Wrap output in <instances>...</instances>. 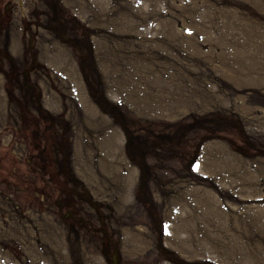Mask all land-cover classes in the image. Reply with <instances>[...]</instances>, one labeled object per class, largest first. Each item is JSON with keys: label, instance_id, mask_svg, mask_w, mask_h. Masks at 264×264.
Returning <instances> with one entry per match:
<instances>
[{"label": "rangeland", "instance_id": "rangeland-1", "mask_svg": "<svg viewBox=\"0 0 264 264\" xmlns=\"http://www.w3.org/2000/svg\"><path fill=\"white\" fill-rule=\"evenodd\" d=\"M43 240L264 264V0H0V264Z\"/></svg>", "mask_w": 264, "mask_h": 264}, {"label": "bare ground", "instance_id": "bare-ground-1", "mask_svg": "<svg viewBox=\"0 0 264 264\" xmlns=\"http://www.w3.org/2000/svg\"><path fill=\"white\" fill-rule=\"evenodd\" d=\"M131 14L133 15V16H131V19L127 17L122 22H123V24L128 25L132 29L133 27L141 25V22L144 20V18L140 15V13L132 12ZM139 19L142 20V21L139 22L138 21ZM236 59H237L236 56H233V55L230 56L229 55L230 62H227L226 65L229 66V68H230V75L232 76V78L240 79L242 77V75H243L242 70L240 68L234 69L236 66L231 64L232 62H235ZM248 73L249 74L250 73H257L258 74V71L255 68V70H253V71H251V69H250L248 71ZM160 89H163V88H160ZM71 115H75V113L72 112ZM81 124H83V121H81ZM112 145H114V147H115V142H113ZM9 232L10 231L3 230L2 234L3 235L5 233L9 234ZM22 238L24 239L25 237L23 236ZM144 239L141 240V241L143 242ZM173 242L176 243V245H177L176 249L177 250H180L183 253H187L185 247L182 246L181 241H178V240L174 239ZM34 253L35 254L33 256H34L35 260L33 261V264H42V262H44L46 260L50 261L51 264H69V261H68L67 258H65L64 261L62 259H60L59 250H58V246H57V242L56 241H54L52 243H49L48 241L43 240L39 244L38 248L34 249ZM114 258L117 260V256L116 255L114 256Z\"/></svg>", "mask_w": 264, "mask_h": 264}, {"label": "flooded vegetation", "instance_id": "flooded-vegetation-1", "mask_svg": "<svg viewBox=\"0 0 264 264\" xmlns=\"http://www.w3.org/2000/svg\"><path fill=\"white\" fill-rule=\"evenodd\" d=\"M47 117L49 116L47 113L45 114Z\"/></svg>", "mask_w": 264, "mask_h": 264}, {"label": "water", "instance_id": "water-1", "mask_svg": "<svg viewBox=\"0 0 264 264\" xmlns=\"http://www.w3.org/2000/svg\"><path fill=\"white\" fill-rule=\"evenodd\" d=\"M116 262H114V264H115Z\"/></svg>", "mask_w": 264, "mask_h": 264}]
</instances>
